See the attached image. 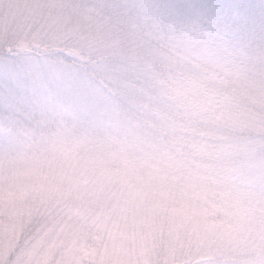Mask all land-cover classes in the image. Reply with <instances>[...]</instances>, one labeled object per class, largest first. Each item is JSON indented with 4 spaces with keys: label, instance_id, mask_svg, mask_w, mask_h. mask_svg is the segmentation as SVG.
I'll use <instances>...</instances> for the list:
<instances>
[{
    "label": "snow or ice",
    "instance_id": "snow-or-ice-1",
    "mask_svg": "<svg viewBox=\"0 0 264 264\" xmlns=\"http://www.w3.org/2000/svg\"><path fill=\"white\" fill-rule=\"evenodd\" d=\"M0 264H264V0H0Z\"/></svg>",
    "mask_w": 264,
    "mask_h": 264
}]
</instances>
